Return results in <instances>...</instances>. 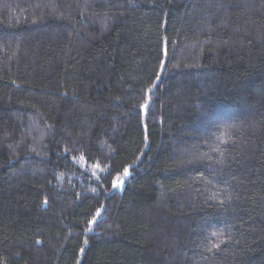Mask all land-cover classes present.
<instances>
[{
	"label": "trees",
	"instance_id": "1",
	"mask_svg": "<svg viewBox=\"0 0 264 264\" xmlns=\"http://www.w3.org/2000/svg\"><path fill=\"white\" fill-rule=\"evenodd\" d=\"M0 264H264V0H0Z\"/></svg>",
	"mask_w": 264,
	"mask_h": 264
},
{
	"label": "snow or ice",
	"instance_id": "2",
	"mask_svg": "<svg viewBox=\"0 0 264 264\" xmlns=\"http://www.w3.org/2000/svg\"><path fill=\"white\" fill-rule=\"evenodd\" d=\"M125 175H127V170H125Z\"/></svg>",
	"mask_w": 264,
	"mask_h": 264
}]
</instances>
